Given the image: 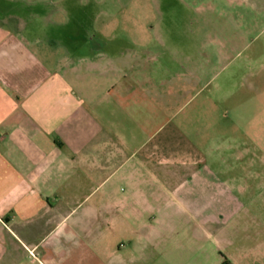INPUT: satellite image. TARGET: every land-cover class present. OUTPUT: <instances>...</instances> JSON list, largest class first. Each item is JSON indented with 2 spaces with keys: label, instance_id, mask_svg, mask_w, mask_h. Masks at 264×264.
Returning a JSON list of instances; mask_svg holds the SVG:
<instances>
[{
  "label": "crops",
  "instance_id": "0c3cea01",
  "mask_svg": "<svg viewBox=\"0 0 264 264\" xmlns=\"http://www.w3.org/2000/svg\"><path fill=\"white\" fill-rule=\"evenodd\" d=\"M80 1L0 0V264H168L191 216L212 264H264V165L216 180L222 148L191 137V40L85 35ZM220 3L264 29V0Z\"/></svg>",
  "mask_w": 264,
  "mask_h": 264
},
{
  "label": "rangeland",
  "instance_id": "374dc122",
  "mask_svg": "<svg viewBox=\"0 0 264 264\" xmlns=\"http://www.w3.org/2000/svg\"><path fill=\"white\" fill-rule=\"evenodd\" d=\"M80 5L85 35L112 34L102 28L93 33L87 26L94 20L115 25L109 31L116 36L125 35V23L132 35L191 40V69L199 79L191 88V137L199 136L215 150L222 148V159L213 164L226 165V170L217 172L216 180L234 186L247 174L242 170L248 164L264 165V29L257 33L253 26H241L220 0H81ZM253 174L264 176L262 171ZM228 212L227 225L215 233L223 248L235 242L234 205H228ZM204 224L193 216L176 223L180 251L168 264L213 263ZM190 229L191 253L182 235ZM200 244L203 252L192 254Z\"/></svg>",
  "mask_w": 264,
  "mask_h": 264
}]
</instances>
